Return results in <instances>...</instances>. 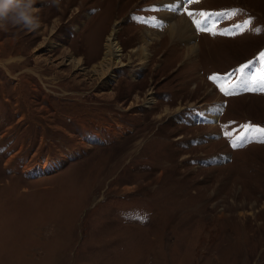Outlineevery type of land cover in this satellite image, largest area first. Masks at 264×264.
I'll list each match as a JSON object with an SVG mask.
<instances>
[{
  "label": "rangeland",
  "instance_id": "obj_1",
  "mask_svg": "<svg viewBox=\"0 0 264 264\" xmlns=\"http://www.w3.org/2000/svg\"><path fill=\"white\" fill-rule=\"evenodd\" d=\"M170 4L32 0L37 26L0 21V264H264V92L241 82L264 66V0ZM233 72L224 95L210 77Z\"/></svg>",
  "mask_w": 264,
  "mask_h": 264
},
{
  "label": "snow or ice",
  "instance_id": "obj_2",
  "mask_svg": "<svg viewBox=\"0 0 264 264\" xmlns=\"http://www.w3.org/2000/svg\"><path fill=\"white\" fill-rule=\"evenodd\" d=\"M191 2L192 0H187V3H191ZM176 7H180V5H177ZM170 10L175 11L176 8L173 7V8H170ZM182 11L186 13L189 17H192L194 15L191 11L187 9V7H183ZM200 15L204 17L203 21H198L195 19H193L192 21V23L195 25L197 30L202 31V32H210L211 34H225V33H217L213 31L212 24L215 23V21L212 15L205 14V13H200ZM260 61H264V52H261L259 54V60L254 61L253 64L259 63ZM253 64L241 65V67L237 70V72H239L241 76H244L246 70H250ZM234 76H236V72L227 74V76L224 77L222 80H218L215 76L210 77V79L218 85V87L220 88V91L224 95H231V94H235L236 85H233L231 88H226L223 85L227 84ZM241 82L244 84L246 91H255L258 88L259 91L264 92V66L261 67V72L259 75L253 74L252 76H248L246 80H243ZM261 131H264V129H262ZM232 146L237 147L236 144H233Z\"/></svg>",
  "mask_w": 264,
  "mask_h": 264
},
{
  "label": "bare ground",
  "instance_id": "obj_3",
  "mask_svg": "<svg viewBox=\"0 0 264 264\" xmlns=\"http://www.w3.org/2000/svg\"><path fill=\"white\" fill-rule=\"evenodd\" d=\"M166 1L170 2L171 4H174L175 2V0H166ZM171 4H170V7H173V5ZM175 4L177 5V2ZM168 14L172 15V12ZM190 29L191 27L187 24V22L183 19H180L178 22L177 21L174 22L173 26H171L170 29L167 30L166 35L171 39V41H174V42L176 39L177 41L183 40V39H186L185 35L190 33ZM115 34H116V31L114 29H111L110 32L108 33V36L106 37L105 52H104L105 57L101 63V67L103 68L109 69V66H111V63L114 62V60H116L117 62L119 61L120 55H118V53L120 52V48L118 47L116 38H113ZM143 38H144V42L146 44H149L151 41L158 40L159 37L157 35L152 36L151 34H149V35L143 36ZM144 49H142V51ZM196 49H197V46H191V48L187 50L186 58L187 57L192 58L193 53H195ZM215 115H216L215 113H210L211 119H215L216 118ZM46 168L49 170L51 169V166L49 165V167H46Z\"/></svg>",
  "mask_w": 264,
  "mask_h": 264
},
{
  "label": "clouds",
  "instance_id": "obj_4",
  "mask_svg": "<svg viewBox=\"0 0 264 264\" xmlns=\"http://www.w3.org/2000/svg\"><path fill=\"white\" fill-rule=\"evenodd\" d=\"M32 0H0V21L23 24L26 27L38 25V18L32 15Z\"/></svg>",
  "mask_w": 264,
  "mask_h": 264
}]
</instances>
